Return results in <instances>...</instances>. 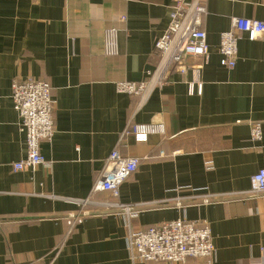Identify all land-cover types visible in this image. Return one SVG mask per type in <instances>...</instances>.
I'll list each match as a JSON object with an SVG mask.
<instances>
[{"label": "crops", "instance_id": "obj_1", "mask_svg": "<svg viewBox=\"0 0 264 264\" xmlns=\"http://www.w3.org/2000/svg\"><path fill=\"white\" fill-rule=\"evenodd\" d=\"M174 0H0V264H170L133 261L130 231L176 220L207 222L212 259L182 264H264V195L250 193L264 169V34L239 36L235 68L222 65L221 34L234 18L264 20V0H209L203 29L209 58L202 93L194 72H174L135 113L138 98L119 82H142L156 69L157 41ZM50 84L56 133L41 143L48 165L16 172L26 135L13 85ZM163 124L136 142L128 123ZM261 123L263 139L251 137ZM118 147L140 165L120 188L92 196L105 160ZM134 205L129 219L94 204Z\"/></svg>", "mask_w": 264, "mask_h": 264}, {"label": "built area", "instance_id": "obj_2", "mask_svg": "<svg viewBox=\"0 0 264 264\" xmlns=\"http://www.w3.org/2000/svg\"><path fill=\"white\" fill-rule=\"evenodd\" d=\"M209 0H174L170 10V22L165 34L157 41L156 49L160 61L155 70L149 72L142 82H119L117 91L138 98L137 113L148 101L152 93L163 88L174 72L185 73L191 69L195 75L197 93H202L200 71L203 64L188 65V59L209 58L207 33L203 29V17L207 14ZM245 34L250 40L264 34V20L234 18L232 29L221 34L219 52L222 65L229 69L236 66L239 54V36ZM15 110L21 119V129L26 135L27 155L15 163L16 172L35 171L39 166L48 165L41 153V143L52 141L56 130L54 122L55 101L50 84L43 80L28 79L13 85ZM132 134L136 142L144 143L149 136L164 134L163 124L128 123L123 135ZM251 137L255 142L263 139L261 123H253ZM140 160L121 154L118 147L105 160L103 169L97 176L92 196L99 192H110L117 199L120 188L139 168ZM250 193L253 196L264 195V169L251 177ZM79 216L88 214L87 207L94 204L105 211H119L129 219L138 215L134 205L113 201L96 202L90 199L78 201ZM131 259L133 261H164L170 264H182L190 258L212 259L216 249L212 229L205 225L176 220L150 227L143 231H130L128 236Z\"/></svg>", "mask_w": 264, "mask_h": 264}]
</instances>
